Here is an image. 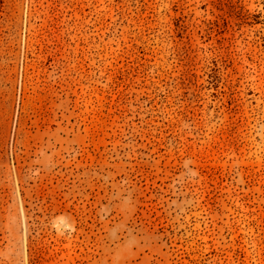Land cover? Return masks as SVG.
Wrapping results in <instances>:
<instances>
[{"label": "rangeland", "instance_id": "374dc122", "mask_svg": "<svg viewBox=\"0 0 264 264\" xmlns=\"http://www.w3.org/2000/svg\"><path fill=\"white\" fill-rule=\"evenodd\" d=\"M0 264H264V0H0Z\"/></svg>", "mask_w": 264, "mask_h": 264}]
</instances>
